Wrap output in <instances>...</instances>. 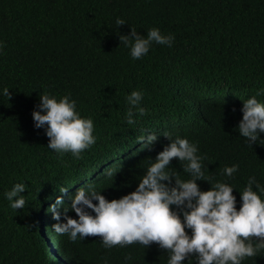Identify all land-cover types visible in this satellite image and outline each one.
<instances>
[{
    "label": "trees",
    "instance_id": "obj_1",
    "mask_svg": "<svg viewBox=\"0 0 264 264\" xmlns=\"http://www.w3.org/2000/svg\"><path fill=\"white\" fill-rule=\"evenodd\" d=\"M117 18L126 23L117 27ZM153 27L174 35L172 47L153 44L133 60L119 37ZM0 42V90L11 94L0 95V264H123L127 255L129 264H167L169 253L155 243L70 242L46 212L61 187L65 203L82 186L109 200L134 191L168 143L165 133L197 144L205 175L234 187L237 210L250 176L264 186V141L250 145L237 129L243 101L264 89V0H0ZM132 91L144 93L146 114L128 125ZM43 92L70 93L93 119L96 143L79 159L48 149L44 130L34 128ZM148 133L158 136L151 151L139 141ZM233 164L238 172L223 175ZM170 167L190 178L176 159ZM16 183L26 185V205L13 210L4 193ZM242 264H264V250Z\"/></svg>",
    "mask_w": 264,
    "mask_h": 264
},
{
    "label": "clouds",
    "instance_id": "obj_2",
    "mask_svg": "<svg viewBox=\"0 0 264 264\" xmlns=\"http://www.w3.org/2000/svg\"><path fill=\"white\" fill-rule=\"evenodd\" d=\"M125 23L121 18L116 19L117 27ZM119 39L129 48L131 58L139 60L149 53L153 44L172 47L175 37L153 27L146 35L130 28V33ZM4 47L0 42V52ZM0 95L11 99L7 87L0 90ZM261 95L264 89L244 100L240 109L242 118L237 129L250 145L264 141L261 139L264 102L257 99ZM143 97L142 91H132L126 97L128 125L136 123L137 115L146 114L141 106ZM31 116L34 128L44 130L47 148L57 154L71 153L79 159L82 152L96 143L93 119L81 116L70 93L57 98L43 92ZM164 137L168 143L154 159L149 158L146 173L135 190L118 199L109 200L95 188L82 186L74 195H68L65 203L68 188L61 187L59 192L63 195L57 196L46 209L56 221L52 230L67 235L73 243L98 236L106 249L135 243L146 248L155 243L169 253L167 264H182L192 257L195 264H242L245 258L257 256L264 250V186L255 176H250L239 193L237 210L234 187L205 175L208 171L203 164L205 157L198 155L197 144L179 136L173 139L168 133ZM139 141L151 151L158 136L148 133L139 137ZM173 159L183 164V172L189 179H180L179 173L170 167ZM238 170L239 165L233 164L225 166L222 174L231 178ZM197 181L207 182L209 190L201 191ZM25 191L24 183H16L4 193L11 209L25 207L26 199L21 195ZM70 212L75 218L68 215ZM131 260V255H127L123 264Z\"/></svg>",
    "mask_w": 264,
    "mask_h": 264
},
{
    "label": "bare ground",
    "instance_id": "obj_3",
    "mask_svg": "<svg viewBox=\"0 0 264 264\" xmlns=\"http://www.w3.org/2000/svg\"><path fill=\"white\" fill-rule=\"evenodd\" d=\"M202 129V128H201Z\"/></svg>",
    "mask_w": 264,
    "mask_h": 264
}]
</instances>
